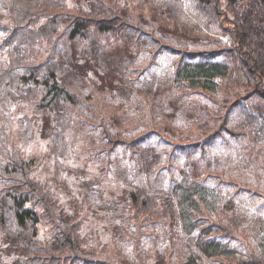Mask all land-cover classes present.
Instances as JSON below:
<instances>
[{
	"label": "trees",
	"instance_id": "trees-1",
	"mask_svg": "<svg viewBox=\"0 0 264 264\" xmlns=\"http://www.w3.org/2000/svg\"><path fill=\"white\" fill-rule=\"evenodd\" d=\"M68 1L0 0V14H5L0 18V101L18 93L35 103L49 79L57 93L71 86L70 72L58 63L22 64L35 61L37 52L26 53L37 49L39 41L57 43L58 30H68L64 24L72 28L70 40L87 38L94 30L108 43L131 28L103 1L87 0L76 13L67 12ZM189 1L216 46L179 51L162 94L172 98L176 116L190 115L197 134L182 146L179 140L188 139L183 133L171 137L178 140L171 144L170 138L144 131L132 138L106 132L110 145L137 154L145 178L132 183L119 201V229L112 238L90 234L79 213H67L54 191L37 178L38 163L8 142L0 104V180H6L0 187V237L22 252L20 259L0 255V264H264V206L246 223L239 240L233 235L238 223L231 222L236 217L227 212L218 186L225 184V173L237 158H245L251 170L264 176V145L254 142H264V0ZM144 3L166 26L192 32L183 0ZM46 67L53 68L40 72ZM73 81L77 87L79 80ZM243 100L234 123H228V113ZM246 130L255 137L247 140L251 143L245 142ZM147 141L162 144H154L150 153ZM163 145L169 147L165 159L155 150ZM176 148L188 158L172 155ZM197 148L199 154L192 157L190 150Z\"/></svg>",
	"mask_w": 264,
	"mask_h": 264
},
{
	"label": "rangeland",
	"instance_id": "rangeland-1",
	"mask_svg": "<svg viewBox=\"0 0 264 264\" xmlns=\"http://www.w3.org/2000/svg\"><path fill=\"white\" fill-rule=\"evenodd\" d=\"M100 1L117 10L131 28H123L120 37L108 43L103 39L104 35L94 30L87 38L70 40L72 28L68 23L64 24L68 30H58L57 43L39 41L37 49L26 53L37 52L36 57L33 56L35 61L22 64L35 67L43 62L58 63L70 72L71 86L57 93L55 81L47 80L45 91L36 98L39 108L18 93L11 100H1L0 104L6 116L8 142L25 158L38 163L35 175L54 191L64 210L79 213V218L85 221L84 229L105 240L112 238L119 229L117 210L127 188L132 183L145 181L137 154L122 146L110 145L106 132H120L121 137L132 138L144 131L151 136L159 134L162 138H170L171 144L178 143L177 138L171 137L183 133L187 142L181 139L178 145L191 143L189 140L193 137L190 136L197 133L195 127L190 126V115L176 116L172 98L164 96L162 91L167 77L177 66L181 56L179 51L203 50L216 44L210 38L212 34L202 27L189 0H183L188 23L193 27L189 34L158 20L144 0ZM87 4V0H69L67 12L76 13ZM4 15L1 13L0 18ZM52 68H42L40 72ZM73 80H79L77 87ZM245 102L240 101L228 113V123H234L235 113L241 112L240 106ZM246 133L245 142L255 140L250 130ZM152 141H147L150 153L154 144H162L152 145ZM254 142L264 145V142ZM179 149L176 148L172 155L181 160L188 158ZM155 150L164 154L165 159L169 147L163 145ZM190 152L194 157L199 154V149ZM257 162L255 166H258ZM2 183L6 180H0V187ZM262 201H258L257 207ZM250 207L254 208V204ZM131 231L135 236L136 229ZM21 253L16 243H6L0 237L1 256L20 259ZM123 264H129V261Z\"/></svg>",
	"mask_w": 264,
	"mask_h": 264
},
{
	"label": "crops",
	"instance_id": "crops-1",
	"mask_svg": "<svg viewBox=\"0 0 264 264\" xmlns=\"http://www.w3.org/2000/svg\"><path fill=\"white\" fill-rule=\"evenodd\" d=\"M231 170L225 173V184L218 186L226 197V210L236 217L232 223H238L239 229L233 234L236 238H242L247 228L246 223H252L255 216H258V208L264 206V181L258 174L247 166L245 158H237L232 162ZM226 181L235 183L228 186ZM219 189V191H221ZM263 200L257 207L258 201ZM254 204V208L250 206ZM224 219L225 216H224ZM221 222V219L215 220Z\"/></svg>",
	"mask_w": 264,
	"mask_h": 264
},
{
	"label": "bare ground",
	"instance_id": "bare-ground-1",
	"mask_svg": "<svg viewBox=\"0 0 264 264\" xmlns=\"http://www.w3.org/2000/svg\"><path fill=\"white\" fill-rule=\"evenodd\" d=\"M253 43H254V42H253ZM247 45H248V44H247ZM247 45H246V46H247ZM252 45H253V44H252ZM252 45H249L250 47L248 48V50L251 48ZM247 47H248V46H247ZM242 48H243V47H242ZM242 48H241V49H242ZM246 49H247V48H246ZM243 50H244V49H243ZM245 52H246V51H245ZM237 53L241 54L240 52H237ZM239 54H238V55H239ZM243 54H244V52H243ZM239 56H240V57H239ZM239 56L236 57V59L239 57L237 61H239V60L241 59V56H242V55H239ZM233 58H234V57H233ZM237 61H236V62H237ZM162 213H163V211H162ZM162 213H161V214H162ZM165 213H166V212H165ZM165 213H164V214H165ZM165 215L167 216V213H166ZM161 216H162V215H161ZM163 217H165V216H163ZM161 218H162V217H161Z\"/></svg>",
	"mask_w": 264,
	"mask_h": 264
}]
</instances>
